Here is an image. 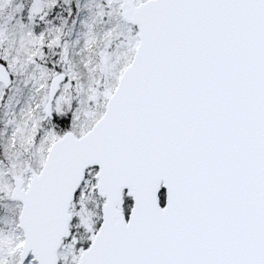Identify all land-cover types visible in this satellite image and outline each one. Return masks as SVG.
I'll return each mask as SVG.
<instances>
[{
	"label": "water",
	"instance_id": "1",
	"mask_svg": "<svg viewBox=\"0 0 264 264\" xmlns=\"http://www.w3.org/2000/svg\"><path fill=\"white\" fill-rule=\"evenodd\" d=\"M120 1L137 46L103 115L57 138L26 187L12 175L18 264L58 263L90 169L100 223L76 264H264V0Z\"/></svg>",
	"mask_w": 264,
	"mask_h": 264
},
{
	"label": "rangeland",
	"instance_id": "2",
	"mask_svg": "<svg viewBox=\"0 0 264 264\" xmlns=\"http://www.w3.org/2000/svg\"><path fill=\"white\" fill-rule=\"evenodd\" d=\"M138 5L146 0H131ZM120 0H0V60L12 85H0V264H17L23 242L20 204L10 199L11 175L26 187L41 169L50 145L66 131L84 135L102 116L137 46L136 30L122 19ZM66 80L45 114L50 81ZM71 112L70 128L55 134L50 122ZM96 169L72 203L71 236L57 264H76L100 222ZM126 201L123 211L130 210ZM25 264H36L29 257Z\"/></svg>",
	"mask_w": 264,
	"mask_h": 264
},
{
	"label": "trees",
	"instance_id": "3",
	"mask_svg": "<svg viewBox=\"0 0 264 264\" xmlns=\"http://www.w3.org/2000/svg\"><path fill=\"white\" fill-rule=\"evenodd\" d=\"M0 62H2L0 60ZM3 63V62H2ZM71 112L68 111L67 113H63L60 117L56 118L54 117V119L50 122V124L54 127L55 134L60 135L61 133L65 132L66 130H68L70 128V117H71ZM126 200V198H125ZM124 205V204H123Z\"/></svg>",
	"mask_w": 264,
	"mask_h": 264
}]
</instances>
